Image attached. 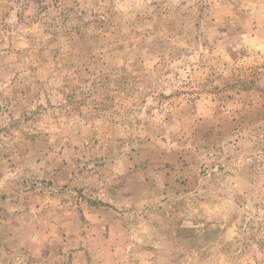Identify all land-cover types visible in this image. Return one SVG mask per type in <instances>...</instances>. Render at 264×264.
I'll return each mask as SVG.
<instances>
[{"label":"rangeland","instance_id":"1","mask_svg":"<svg viewBox=\"0 0 264 264\" xmlns=\"http://www.w3.org/2000/svg\"><path fill=\"white\" fill-rule=\"evenodd\" d=\"M0 264H264V0H0Z\"/></svg>","mask_w":264,"mask_h":264}]
</instances>
